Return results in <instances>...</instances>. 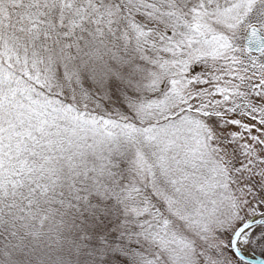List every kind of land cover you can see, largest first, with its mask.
Returning <instances> with one entry per match:
<instances>
[{
  "label": "snow or ice",
  "instance_id": "6c2138e0",
  "mask_svg": "<svg viewBox=\"0 0 264 264\" xmlns=\"http://www.w3.org/2000/svg\"><path fill=\"white\" fill-rule=\"evenodd\" d=\"M0 264H264V0H0Z\"/></svg>",
  "mask_w": 264,
  "mask_h": 264
}]
</instances>
